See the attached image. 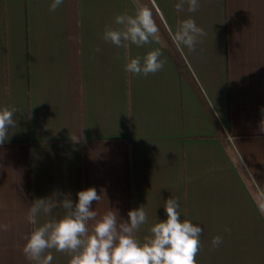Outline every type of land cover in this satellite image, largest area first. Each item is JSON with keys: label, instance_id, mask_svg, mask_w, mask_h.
Here are the masks:
<instances>
[{"label": "crops", "instance_id": "0c3cea01", "mask_svg": "<svg viewBox=\"0 0 264 264\" xmlns=\"http://www.w3.org/2000/svg\"><path fill=\"white\" fill-rule=\"evenodd\" d=\"M51 2L0 0V109H17L0 145V264H31L22 249L36 199L70 193L75 203L89 187L103 194L91 205L101 215L110 207L127 221L144 205L141 242L175 198L181 221L203 229L197 264H264V0H199L194 13H177V0ZM142 5L159 43L102 41L116 15ZM187 18L206 32L193 52L170 37ZM155 48L162 70L125 71Z\"/></svg>", "mask_w": 264, "mask_h": 264}, {"label": "clouds", "instance_id": "9594fccd", "mask_svg": "<svg viewBox=\"0 0 264 264\" xmlns=\"http://www.w3.org/2000/svg\"><path fill=\"white\" fill-rule=\"evenodd\" d=\"M63 3L64 0H52L49 10L55 11ZM199 6V0H177L174 5L177 13H194ZM159 32L152 9L142 5L132 14L116 15L112 25L105 26L101 39L117 48L127 49L129 44L143 47L159 43ZM204 36L205 30L192 18L178 21L175 31L170 30L171 40L181 52L184 48L195 51L196 44ZM92 51L95 53L99 48ZM162 55L161 49L155 48L143 57L130 58L124 69L133 75L147 77L164 68L167 61L161 59ZM260 111L262 118L258 131L264 133V108ZM15 113V107L0 109V145L8 138L9 128L16 126ZM58 195L53 192L47 198H38L28 209L26 219L35 227L22 251L31 264H52V251L68 254V264H197L203 229L189 220L181 221L175 198L164 203L167 219L154 223L150 235L141 242L135 233L148 221L144 205L130 210L128 220L123 221L110 207L102 215L91 210L92 203H99L103 195L94 187L79 191L75 203L70 199V193L63 199H58ZM56 209L62 210L59 218L52 217ZM41 214L51 218L38 224ZM211 243L218 248L222 238L215 236Z\"/></svg>", "mask_w": 264, "mask_h": 264}, {"label": "trees", "instance_id": "16d2710c", "mask_svg": "<svg viewBox=\"0 0 264 264\" xmlns=\"http://www.w3.org/2000/svg\"><path fill=\"white\" fill-rule=\"evenodd\" d=\"M237 166H238L239 168H241L240 165H239L238 163H237Z\"/></svg>", "mask_w": 264, "mask_h": 264}]
</instances>
